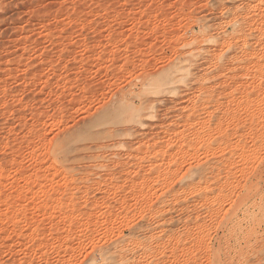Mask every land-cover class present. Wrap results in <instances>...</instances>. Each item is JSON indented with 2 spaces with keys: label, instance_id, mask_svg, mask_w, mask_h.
Here are the masks:
<instances>
[{
  "label": "rangeland",
  "instance_id": "374dc122",
  "mask_svg": "<svg viewBox=\"0 0 264 264\" xmlns=\"http://www.w3.org/2000/svg\"><path fill=\"white\" fill-rule=\"evenodd\" d=\"M255 228L264 0H0V264H238Z\"/></svg>",
  "mask_w": 264,
  "mask_h": 264
},
{
  "label": "bare ground",
  "instance_id": "6f19581e",
  "mask_svg": "<svg viewBox=\"0 0 264 264\" xmlns=\"http://www.w3.org/2000/svg\"><path fill=\"white\" fill-rule=\"evenodd\" d=\"M253 231L255 234L253 236H259V235H261V233L264 235V233L262 232V230L260 228L252 229V232L250 231V233L252 234ZM247 234H249V233H247ZM246 236H248V235H246ZM242 237L243 238L245 237V233H244V236H242ZM249 237H251V235H249ZM249 237H248V239H249ZM245 240H247V239H245ZM241 242H239V243H241ZM244 243L246 245V241ZM253 243H254V240H253ZM250 244H251V246H250ZM250 244H248L250 246L249 248H248V246H246V248H243L239 244L240 247L242 248V249L240 248L242 250V252L240 253V258H239L238 264H264V254H263V250H262V248L264 247L263 246L264 245V239L261 240V242H259V243L255 242V244H253V245H252V243H250Z\"/></svg>",
  "mask_w": 264,
  "mask_h": 264
}]
</instances>
